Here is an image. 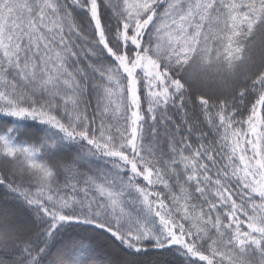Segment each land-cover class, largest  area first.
Here are the masks:
<instances>
[{
    "label": "snow or ice",
    "instance_id": "snow-or-ice-1",
    "mask_svg": "<svg viewBox=\"0 0 264 264\" xmlns=\"http://www.w3.org/2000/svg\"><path fill=\"white\" fill-rule=\"evenodd\" d=\"M0 264H264V0H0Z\"/></svg>",
    "mask_w": 264,
    "mask_h": 264
}]
</instances>
